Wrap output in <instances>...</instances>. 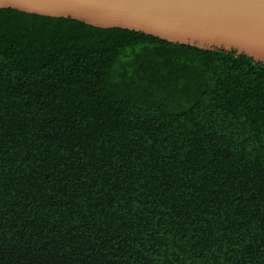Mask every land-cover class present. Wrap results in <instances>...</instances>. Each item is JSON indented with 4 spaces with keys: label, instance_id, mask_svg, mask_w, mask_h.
<instances>
[{
    "label": "trees",
    "instance_id": "16d2710c",
    "mask_svg": "<svg viewBox=\"0 0 264 264\" xmlns=\"http://www.w3.org/2000/svg\"><path fill=\"white\" fill-rule=\"evenodd\" d=\"M0 264H264V65L0 8Z\"/></svg>",
    "mask_w": 264,
    "mask_h": 264
},
{
    "label": "water",
    "instance_id": "95a60500",
    "mask_svg": "<svg viewBox=\"0 0 264 264\" xmlns=\"http://www.w3.org/2000/svg\"><path fill=\"white\" fill-rule=\"evenodd\" d=\"M6 7L234 52L264 65V0H0Z\"/></svg>",
    "mask_w": 264,
    "mask_h": 264
}]
</instances>
